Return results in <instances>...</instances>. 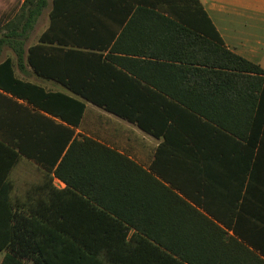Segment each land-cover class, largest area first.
Instances as JSON below:
<instances>
[{
    "label": "crops",
    "instance_id": "obj_1",
    "mask_svg": "<svg viewBox=\"0 0 264 264\" xmlns=\"http://www.w3.org/2000/svg\"><path fill=\"white\" fill-rule=\"evenodd\" d=\"M54 1L49 0L31 31L23 62L17 60L13 47L6 43L1 46L0 63L13 59L18 78L46 92L81 99L86 108L82 118L73 109L65 117L62 102L68 101L60 97L58 106L52 105L54 112L41 106V102L19 98L0 86V131L6 132V137H0V242L20 236L38 238L37 227L52 224L46 216L52 211H55L54 224L58 223L62 192L68 185L56 169L75 139L88 137L114 149L171 185L153 168L163 138L84 99L64 82L92 81L96 83L93 91L98 96L149 101L147 113L183 112L170 102L195 95L190 78L182 73V67L190 65L185 58L191 50L179 29V24L197 27L192 16L198 19L200 32L208 35L212 25L211 37L220 36L226 47L264 67V0H198L205 16L199 9L192 10L190 0H183L179 7L176 3L168 4L173 0H56V5ZM144 5L148 9L137 11ZM49 29L54 40L40 41ZM59 38L62 42L57 41ZM33 46L36 49L32 56L40 74L28 60ZM139 105L142 107L138 108L145 107L143 103ZM18 130L24 133L21 139L14 136ZM66 130L71 131L67 144ZM256 152L257 148L254 157ZM227 160L233 164H225L213 176L200 173L199 179L206 181V187L177 190L226 231L222 237L203 229L183 239L186 250L183 253L190 259L184 260V264H263L264 237L245 233L239 215L233 211L237 209L238 213L241 204H246L244 208L253 213L259 204L264 208V155L258 166L252 164L249 170L241 159ZM250 219L247 223L254 225V217ZM25 225L33 226V232L17 228ZM36 230L38 234H34ZM240 243L248 249H243ZM7 254L8 249H0V264ZM157 256L165 259V255ZM167 258L168 264H174ZM158 260L152 264H163ZM23 262L34 264L28 258Z\"/></svg>",
    "mask_w": 264,
    "mask_h": 264
},
{
    "label": "trees",
    "instance_id": "obj_2",
    "mask_svg": "<svg viewBox=\"0 0 264 264\" xmlns=\"http://www.w3.org/2000/svg\"><path fill=\"white\" fill-rule=\"evenodd\" d=\"M182 1L173 0L168 4L176 3L179 7ZM190 2L192 10L199 9L205 16L198 0ZM54 3L56 5V0ZM48 4L49 0H24L20 11L5 25V30L0 31V52L3 44H10L22 63L25 43ZM160 8L163 9L162 5ZM142 9L148 7L139 6L137 11ZM51 16L54 22L55 9ZM192 20L197 27L179 24V29L191 50L185 58L190 65L182 67V73L190 78L195 95L170 102L183 112L147 113L149 101L98 96L93 91L96 83L92 81L64 82L84 99L163 138L153 168L171 185L114 149L88 137L75 139L56 169L57 175L68 185L62 192L58 223L54 224L55 211H52L46 215L52 224L37 227L38 238L20 236L10 242H0V249L9 250L2 264H25V258L33 260L34 264H152L158 259L168 264L167 257L174 264H184L188 257L183 253L186 251L183 239L203 229L226 236V231L177 190L185 192L206 187V181L199 179L200 173L207 177L217 174L225 164H233L228 158L241 159L247 170L252 164L255 168L258 166L264 155V67L226 47L220 36L211 37L212 25L207 35L198 30L195 16ZM51 29L41 35L40 41L54 40ZM57 41L62 42V39ZM34 49L30 47L28 60L40 74L32 56ZM0 86L19 98L41 102V106L51 111H54L52 105L58 106L60 97L68 101L62 102L65 117L66 112L73 109V113L78 110V117L82 118L86 108L81 99L60 92L49 93L21 80L15 75L14 61L10 58L0 63ZM142 103L145 107L138 108ZM3 132L0 131V137H6ZM66 133L67 144L71 131L66 130ZM15 134L18 139L24 137L22 130ZM19 148L22 145L19 144ZM245 205L241 204L238 213L237 209L233 211L239 215L241 228L247 234L249 231L251 235L264 237V208L259 204L253 213L244 208ZM251 217H254V225L247 223ZM17 228L34 230L33 226L26 225ZM131 230L134 231L131 233ZM36 232L34 234H38ZM167 250L178 257H172ZM157 255H165V259Z\"/></svg>",
    "mask_w": 264,
    "mask_h": 264
},
{
    "label": "rangeland",
    "instance_id": "obj_3",
    "mask_svg": "<svg viewBox=\"0 0 264 264\" xmlns=\"http://www.w3.org/2000/svg\"><path fill=\"white\" fill-rule=\"evenodd\" d=\"M22 2V0H0V31L5 30V25L20 11Z\"/></svg>",
    "mask_w": 264,
    "mask_h": 264
}]
</instances>
